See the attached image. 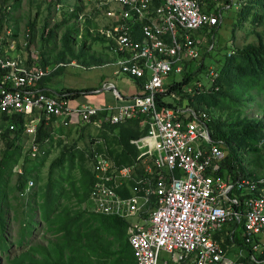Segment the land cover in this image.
<instances>
[{
  "label": "built area",
  "instance_id": "obj_1",
  "mask_svg": "<svg viewBox=\"0 0 264 264\" xmlns=\"http://www.w3.org/2000/svg\"><path fill=\"white\" fill-rule=\"evenodd\" d=\"M235 7L234 0H91L79 14L80 28L87 20L98 21L96 13L105 15L109 26L90 28V33L121 55L116 75L138 79L143 86L132 99L105 109L75 108L68 93L41 91L39 84L51 74L23 56L30 37L25 43L0 38V118H23L22 130L12 123L9 130L30 139L31 156L42 151L37 143L42 125L117 128L145 116L148 131L132 140L139 154L134 165L122 166L102 139L93 144L91 158L94 209L133 222L129 236L137 264H264V176L234 181L220 175L227 148L213 141L208 108L195 106L199 95L221 91L219 70H208L210 87L201 75L172 91L176 77L202 69L203 48L210 43L204 31L221 29L224 13ZM140 22L135 38L130 26ZM78 39L83 42V35ZM159 97L187 98L169 107L160 106ZM231 225L241 226L246 246L234 258L218 238Z\"/></svg>",
  "mask_w": 264,
  "mask_h": 264
},
{
  "label": "rangeland",
  "instance_id": "obj_2",
  "mask_svg": "<svg viewBox=\"0 0 264 264\" xmlns=\"http://www.w3.org/2000/svg\"><path fill=\"white\" fill-rule=\"evenodd\" d=\"M55 1L0 0V38L8 40L13 37L25 43L24 38L29 35V45L23 56L31 55L33 48L57 63L61 60L76 61L82 66L88 56L76 49L80 42L78 27L73 21L62 24L63 16L56 15L54 10ZM86 1L62 0L68 6ZM235 1L241 4L240 9L225 12L222 29L210 37L216 38L212 59L209 57L210 47H204L207 66L222 69L225 89L214 96L216 100L204 97L200 103L221 117L220 127L227 136L221 141L229 148L228 152L232 146L236 147L246 176L258 177L264 174V128L260 132L254 128L255 125H264V0ZM91 47V51H101L103 45L100 41H93ZM249 47L257 50L255 59L236 56L229 61L227 58L234 48L242 50ZM86 75L67 69L51 79V89L61 92L63 89L84 88L87 80L81 77ZM182 81L183 77H176L175 82ZM88 82L93 80L88 79ZM107 82L117 83L128 96L135 95L133 93L137 90V83L125 74L106 77L104 84ZM107 93L81 96L71 104L74 107L105 104ZM5 129L0 120V264H23L31 260L34 261L29 264H82V259L86 264L114 263L125 242L129 245L126 225L111 219L116 225L111 229L104 228L98 219L96 224L101 226V230H94L93 239L86 238L84 234L83 244H80L77 242L78 230L67 224L65 214H82L91 220L100 216L85 210L87 184L91 183L93 172L90 140L102 137L109 147L107 151L114 158L124 155L122 161L128 164L133 161V147L124 150V146L129 135L133 138L137 133L128 128L108 132L99 131L95 126H52L41 156L32 157L28 138L23 137L18 145L8 147ZM18 165L25 167L24 180L31 178L36 181L34 190H23L24 180L16 173ZM76 190L79 196L68 195L76 194ZM225 235L227 231L221 234L224 240ZM234 254V251L230 252L229 257L234 258Z\"/></svg>",
  "mask_w": 264,
  "mask_h": 264
},
{
  "label": "trees",
  "instance_id": "obj_3",
  "mask_svg": "<svg viewBox=\"0 0 264 264\" xmlns=\"http://www.w3.org/2000/svg\"><path fill=\"white\" fill-rule=\"evenodd\" d=\"M9 0H5V2H8ZM64 1V0H63ZM214 0H212V3H213ZM205 2H208V3H211V0H205ZM215 4V3H214ZM58 6H62V8L60 9V14L61 16H63V22L62 24L65 25L66 23H68V21H78L79 20V14L80 12H83V10H85L87 8V5H85V3L81 2V3H78L76 5H71V6H68L66 4H63L62 0H57L55 1L54 3V10L56 12V9L58 8ZM71 7H74L75 10H76V13L74 14H70L69 13V9ZM93 13H96L97 12V9H93L92 10ZM216 15H220V11H218L216 13ZM97 16H99V20L98 21H90V20H87L85 23H83V27L80 28L79 25H74L78 27V30L77 33H81V31L83 30L84 31V40L85 42L83 43V45H86V42H90V40L93 41H100L102 42L103 44H106L109 48H112V46L110 44H108L107 41H105L104 39L102 38H99V37H94L91 33H90V28H99V27H102V26H109L110 24V20L108 18H106L105 15H102L100 13H96L94 15L95 18H97ZM138 28L141 30L142 28V25H141V22L137 25H131L130 26V29L132 30V34L134 35V37L136 38L137 36V32H138ZM207 31L209 32V30H206L204 31V34L206 35ZM217 33V30H213V33L212 35H215ZM108 47H104L105 49L108 48ZM84 49H85V46H82L81 50L83 51L84 53ZM257 52V50H255L253 47H249V48H244L242 50H239L238 49V54L237 56L242 58L243 57H246V56H249L250 58H254L255 59V56L254 54ZM262 53H264V50L262 51ZM116 55L118 56V60L116 62H118L120 60L121 57H119V53H116ZM256 58H257V54H256ZM66 63V62H64ZM63 64V63H61ZM60 65V64H59ZM85 65H89L86 61L83 63V66ZM60 69H64V68H60ZM205 69L202 70V72L204 71ZM200 72V73H202ZM199 73V74H200ZM199 74H193L191 76H188L187 78H185L184 82L183 83H180V84H177L175 87H173V91H178L180 90L181 88H183L184 86H187L189 85L190 83H192L193 81V78L195 75H199ZM50 80V79H47V81ZM136 80V79H135ZM44 81V80H43ZM42 81V82H43ZM140 83V80H136ZM46 82V80L44 81ZM43 82V84H44ZM221 87L222 89L224 88L225 89V84H224V77L222 79V82H221ZM42 85V83L38 86L40 87ZM42 87V86H41ZM62 92H65V93H68L69 94V100H75L77 98H80L81 96H86V95H89L95 91H92V90H84V91H78V90H67V91H62ZM182 93V92H181ZM222 92H218L216 93L215 95L212 94L210 96H206V95H202L198 97L197 99V105H195L196 107H200V105H202L200 103V101L203 100L204 97H214L218 94H220ZM48 95H51L52 93L50 92H47ZM164 98H167V95L164 94L163 95ZM187 97H183V99H185ZM192 98V97H190ZM214 99L216 100V97H214ZM159 101H160V106H163V105H167L169 107H175V106H180L183 104V101H177L176 99H174L172 102H170V100H166V101H163V98L162 97H159ZM193 103V102H192ZM145 116H143L142 118L140 119H135L133 121H130L131 123L132 122H135V124H132L130 126H127V125H123L121 128H128L129 130H131L132 132H135V131H139L141 129V119H144ZM1 122L4 124V126L6 127L5 129V133H4V138H5V141L8 145L9 148H13L15 145H18V140H19V133L15 132V137H11V131L9 130V124H16L17 126L20 127V129L22 130L23 128V125H24V120L23 118L21 117H12V118H8L6 116H2L0 118ZM220 121H217V122H214L211 126L212 128V137L215 141H221V139H227V136L224 134V132H222L221 130V127H220ZM132 126V127H131ZM130 127L132 129H130ZM115 129V128H111V130L113 132H120V130L122 129ZM255 129H257L258 132L260 131H263V128H264V125H255L254 126ZM251 129V128H250ZM141 133L140 132H137V134L133 137H137L138 135H140ZM131 135V134H130ZM130 135H129V139H128V143L125 144L124 146V150H127L128 148L130 147H133V161L131 163H128V164H124V162L122 161V158L124 157V155H119L117 156V158H115L122 166H132L134 165L135 163V160H136V157H137V150L136 148L134 147V145L132 144V139L133 138H130ZM50 137V132L49 130H47L46 127H44V125H42L39 130H38V142L42 145L45 144V142L47 141V139ZM120 152H118L119 154ZM231 175L232 177H234V179H238V178H243V177H246V173L244 171V168L242 167V164H241V160L239 159V156L237 154V151H236V147L235 146H232V150L230 151V154L229 156L227 157V159L225 160L224 164H223V170L221 172V175L225 176V175ZM93 174H91V183L87 184L88 185V190H87V194L88 196L85 197L86 198V201L89 199L90 197V194H91V191H92V184H93ZM22 184V183H21ZM86 184V183H85ZM25 185V183L23 182V186ZM21 189V187H20ZM68 195L70 196H79V193L77 192L76 190V194H72V193H69ZM87 211V210H86ZM89 212V211H88ZM67 215V221L68 222L67 224L71 227H74V228H77L78 230V233H77V236H79V240H77L78 243L80 244H83V241L81 240L83 237H84V234L87 236L86 238H94V230L96 231H100L101 230V226H99L98 224H96L98 222V219L100 220L99 224L102 225L104 228H110L111 229V226H115L116 224H114L111 219H115V218H107V217H103V216H96L98 217L97 220H91L90 218H86L84 215L82 214H79L77 216H70L71 214L68 213V214H65ZM115 220H118V219H115ZM121 221V220H119ZM123 222V221H121ZM124 223V222H123ZM127 227V236H128V225L126 223H124ZM70 227V228H71ZM242 228L241 226L239 225H232V226H228L227 229L225 231H227V235L226 236V240H225V243H224V246L227 248V250H230L232 245H233V242L231 241V235L234 234V240L236 243H238L239 245H241V238H240V232H241ZM93 231V232H92ZM125 231H126V228H125ZM122 241L124 242V238L122 239ZM128 244H129V241H128ZM82 251V250H81ZM83 262L82 264H86V261L85 259H82ZM34 260H31L29 263L33 262ZM27 262H24L23 264H29ZM112 264H135V260H134V256H133V252H132V249H131V246L130 244L127 245L126 242L125 244L123 245L122 247V250L119 252L118 254V258L117 260L112 263Z\"/></svg>",
  "mask_w": 264,
  "mask_h": 264
},
{
  "label": "crops",
  "instance_id": "obj_4",
  "mask_svg": "<svg viewBox=\"0 0 264 264\" xmlns=\"http://www.w3.org/2000/svg\"><path fill=\"white\" fill-rule=\"evenodd\" d=\"M91 43H92V40H90L88 45H86L87 47L84 49V54H87L88 56L85 61L89 65H85V66L75 65V66H71L68 68V69H75L79 72H82L84 75L87 74L85 77H81L87 80V86L81 89H65V90H78V91L92 90V91H95L93 92V94L109 92L107 93V97H105L104 99L105 104H101L97 106L95 105V107L102 108V109H105L109 106L114 107V106L120 105L124 103L125 100L131 99L130 97L134 95L132 96L125 95L126 93L118 88L117 83L107 82L106 84H104V80L106 79V77L108 78L113 77V74L117 77H122V75L121 76L116 75V72H115V68L117 67L116 61L118 60V56L116 55V53L118 52L114 49V47L109 48L106 44H103V43H102L103 47L101 51H94V50L91 51L92 50ZM104 47H108V48L105 49ZM30 54L31 56H30L29 64L31 66L35 68L47 69L49 70L51 74V76L47 78L50 80L47 81V79H45L46 82H44L45 81L44 80L43 81L44 84L42 82V85H41L42 87L40 86L41 90L46 91V92H55L54 90L51 89L50 82H51V79H53L54 77L59 76L60 74L67 71L65 69H60L58 67L59 64L64 63V61L61 60V62L59 61L57 63L56 60L53 61V60H50L48 57H44L45 54L41 55L40 52L34 51L33 48ZM119 57H121V55H119ZM92 65L93 67H89ZM74 75H75V72H74ZM128 78L131 80H134L137 83V88H136L137 90L133 94L137 95L141 93L143 91L142 84L129 76ZM88 79L93 80V82L89 83ZM114 84L118 88L120 95H122L123 97H119L115 89L111 87V85H114ZM110 92H111V95H110ZM183 100L185 101L186 99H183ZM75 108H79V107H75ZM142 122L143 120H141V129L139 131H135L134 133H137V132L143 133L145 131V126H144L145 124L143 125ZM132 124H135V122H132V123L129 122L128 124H125V125L130 126Z\"/></svg>",
  "mask_w": 264,
  "mask_h": 264
},
{
  "label": "clouds",
  "instance_id": "obj_5",
  "mask_svg": "<svg viewBox=\"0 0 264 264\" xmlns=\"http://www.w3.org/2000/svg\"><path fill=\"white\" fill-rule=\"evenodd\" d=\"M91 2V0H88V1H86V3H85V5H87V8H88V5H89V3ZM234 2H235V4H236V6L237 7H235L234 9L236 10V11H238L239 9H240V7H241V4H239V3H237L235 0H234ZM73 6V5H72ZM86 8V9H87ZM233 11V10H232ZM56 15H58V16H61V14H60V12H58L57 11V9H56ZM74 23H75V25H79V23H78V21H73ZM224 25V24H223ZM223 25H222V27H223ZM80 26V25H79ZM222 27H221V29H222ZM221 29H216L217 31L219 30V32H220V30ZM213 30H215V29H213ZM213 30H212V32L211 33H209L210 32V30H209V32L207 31V36H208V38H207V40L210 42L209 43V45L208 44H206V46L208 45V47H210V50H209V52H210V55H209V57H210V59H212L211 58V55H212V53H214V51H215V47H216V38H213V39H211L210 37L212 36V33H213ZM80 35L79 36H81V35H83V38H84V33L82 34V31H81V33H79ZM217 34V33H216ZM215 34V35H216ZM214 35V36H215ZM29 36V35H28ZM79 36H78V38H79ZM30 37V36H29ZM26 38V37H25ZM24 38V39H25ZM210 38V39H209ZM78 40V39H77ZM85 42V40L83 41V42H78V44H79V47L78 48H76L77 50L78 49H81L82 48V46H85V48L87 47L86 45H88V41L86 42V45H83V43ZM205 46V47H206ZM28 48V47H27ZM213 48V49H212ZM27 50V49H26ZM232 53H235L234 54V56L233 57H231V55H232ZM203 54H204V60H205V62H204V65H203V67H202V69L201 70H199L198 72H193L192 71V69H188V74H187V76H185V78H187L188 76H191V75H193L194 73L195 74H199L200 72H202V70L203 69H205L202 73H200L199 75H195L194 76V78H193V81H194V79L197 77V76H203V79L205 80L204 82H205V84L208 86V87H210L211 86V83L209 82V80H206V77H207V72H208V70L210 69V68H215V69H218L219 70V72H220V74H221V79H220V82H219V87L221 88V91L220 92H222L223 91V89H222V87H221V82H222V79H223V75H222V69L221 68H219V67H215V66H211V67H208L207 66V54H206V51L204 52V48H203ZM237 54H238V49L236 50V48H234L233 49V51L227 56V58L229 59V61H231V60H233L234 59V57H236L237 56ZM30 56L31 55H26V56H24V57H26L27 58V60H28V63H29V60H30ZM29 58V59H28ZM76 61H69V62H66V63H63V64H61V65H66L67 67H66V69L65 70H67L73 63H75ZM119 62V61H118ZM118 62H116V65H117V63ZM75 65H78L77 64V62L75 63ZM74 65V66H75ZM185 78L183 77V81L182 82H180V83H183L184 82V80H185ZM134 79V78H133ZM137 80V79H136ZM192 81V82H193ZM42 83V82H41ZM40 83V84H41ZM141 83V82H140ZM180 83H177L176 82V85L177 84H180ZM39 84V85H40ZM223 85V84H222ZM111 87H115L114 89H115V91H116V89L118 90V88L116 87V85L114 84V85H111ZM40 88V87H39ZM41 89V88H40ZM41 91H43V90H41ZM63 91V90H62ZM61 91V92H62ZM64 91H67V90H65L64 89ZM172 91H173V88H172ZM43 92H46V91H43ZM47 93V92H46ZM50 93H59V92H50ZM216 93H218V92H213V93H208V94H201L200 96H202V95H206V96H210V95H212V94H216ZM117 94H118V96L119 97H123L122 95H120V93H119V90H118V92H117ZM135 96V95H134ZM133 97V96H132ZM132 97H130L131 99H132ZM199 97V96H198ZM198 97H197V99H198ZM163 98V97H162ZM168 99H170V100H174L173 98H168ZM167 99V100H168ZM197 99H196V102H197ZM128 100H130V99H128ZM128 100H125V102L126 101H128ZM70 101H72V100H70ZM178 101V100H177ZM171 102V101H170ZM182 102V101H181ZM198 103V102H197ZM121 105V104H120ZM88 106H91V105H88ZM201 107H205V108H208V110H209V113L211 114V116H212V122L210 123V130H211V135H212V128H211V126H212V124L214 123V122H217V121H220V118L221 117H219V116H216L215 115V113L212 111V110H210V108L208 107V106H206V105H200ZM95 107V106H94ZM143 117V116H142ZM136 119H140V118H136ZM144 119H145V117H144ZM144 119H141V120H144ZM133 120H135V119H132V120H130V121H133ZM129 121V122H130ZM129 122H127V123H125V124H128ZM143 123V122H142ZM125 124H123V125H125ZM123 125H121L120 127H117V128H115V129H117V130H119ZM89 126H95L97 129H99V131H108V132H111L112 130H111V128H113V127H110L108 124H105L104 125V127L103 128H101V127H99L98 125H95V124H90V125H84V126H77V125H74V126H72V127H78V128H83V127H89ZM145 126V131L143 132V133H141L140 135H138L137 137H141V136H143L147 131H148V127H146V125H144ZM50 128H52V127H50ZM50 128H47V130H50ZM39 130V129H38ZM12 133V132H11ZM11 137H15V134H14V136H12V134H11ZM21 138H23V134L21 133L20 135H19V140H18V143L17 144H19V142H20V139ZM26 137H24V139H25ZM136 138V137H135ZM213 138V137H212ZM27 139V138H26ZM97 139H102V140H104L102 137H99V136H97V137H95L94 139H92V140H90V144H91V153H90V159L92 158V154H93V152H92V147H93V144L95 143V141L97 140ZM134 139V138H133ZM132 139V140H133ZM28 140L30 141V139L28 138ZM213 141H215L214 139H213ZM104 142H105V140H104ZM215 142H222L223 143V141H215ZM37 143H39L38 142V133H37ZM40 144V143H39ZM133 144V143H132ZM29 145H30V143H29ZM41 146H42V151L40 152V154L38 155V156H36V157H39V156H41V154H42V152H43V150H44V145H42V144H40ZM105 145H106V143H105ZM134 145V144H133ZM224 145H225V143H224ZM107 147H108V145H106ZM226 146V145H225ZM104 146H102L101 147V149L103 148ZM134 147H135V145H134ZM109 148V147H108ZM107 148V149H108ZM136 148V147H135ZM226 148L227 149H229L227 146H226ZM136 150H137V148H136ZM228 151V150H227ZM29 152H30V148H29ZM137 154H138V151H137ZM229 154H230V151L228 152V156H229ZM31 155V154H30ZM139 155V154H138ZM138 155H137V157H138ZM112 156V155H111ZM227 156V157H228ZM33 157V156H32ZM113 157V156H112ZM136 157V158H137ZM114 158V157H113ZM227 159V158H226ZM92 160V159H91ZM225 162V161H224ZM92 164V163H91ZM224 164V163H223ZM92 166V165H91ZM19 168H23V171H24V173L21 175V174H19L18 173V169ZM93 168V167H92ZM222 170H223V165H222ZM222 170H221V172H222ZM221 172H220V175H221ZM16 173L18 174V177L19 178H21V179H23L24 180V177H25V175H26V170H25V167L24 166H22V165H18L17 167H16ZM92 174H93V178H94V173L92 172ZM221 176H223V175H221ZM262 176H264V174L263 175H261V176H258V177H249V176H246V177H243V178H238V179H245V178H252V179H257V178H260V177H262ZM223 177H232L231 175H229V174H227V175H225V176H223ZM233 179H234V177H232ZM238 179H234V181H236V180H238ZM24 183H25V185L23 186V190H26L25 188H27V189H29L30 191H32V190H34L35 189V186H36V181L35 180H33V179H31V178H26L25 180H24ZM33 183V184H32ZM93 186H94V179H93V184H92V191H93ZM92 191H91V194H90V197H89V199L87 200V202L85 203L86 204V207H85V210H87V211H89V212H92L93 214H97V215H100V216H103V217H107V218H115V219H118V220H121V221H123L124 223H126L127 225H128V240H129V244H130V246H131V242H130V236H129V232H130V228H131V226H132V224H133V222H128V221H126V220H123V219H121V218H119V217H108V216H106V215H103V214H99V213H97L96 211H95V209H94V206H93V203H92V201H91V195H92ZM232 226V225H231ZM227 229V228H226ZM225 229V230H226ZM225 232V231H224ZM223 232V233H224ZM223 233H221V234H223ZM221 234L218 236V238H219V240L223 243V245H224V243H225V240L224 239H222L221 238ZM232 236L234 237V234H232L230 237L232 238ZM240 238H241V245H239L238 243H236L235 242V240H234V242H233V245H232V247H231V249L230 250H227V248L225 247V249L227 250V253H228V255H229V253L230 252H232V251H234V253H236V250L238 249V248H241V249H246V246H245V244H244V239L242 238V235H241V232H240ZM232 240V239H231ZM235 243V244H234ZM131 249H132V252H133V248H132V246H131ZM133 256H134V252H133ZM234 256H235V254H234ZM134 260H135V264H137V260H136V258H135V256H134Z\"/></svg>",
  "mask_w": 264,
  "mask_h": 264
}]
</instances>
